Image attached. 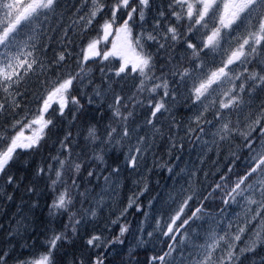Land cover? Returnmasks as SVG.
Instances as JSON below:
<instances>
[{
	"label": "snow or ice",
	"instance_id": "obj_1",
	"mask_svg": "<svg viewBox=\"0 0 264 264\" xmlns=\"http://www.w3.org/2000/svg\"><path fill=\"white\" fill-rule=\"evenodd\" d=\"M0 264H264V0H0Z\"/></svg>",
	"mask_w": 264,
	"mask_h": 264
},
{
	"label": "trees",
	"instance_id": "obj_2",
	"mask_svg": "<svg viewBox=\"0 0 264 264\" xmlns=\"http://www.w3.org/2000/svg\"><path fill=\"white\" fill-rule=\"evenodd\" d=\"M49 55H51V52L49 53ZM213 158H214V156H212V159H210V160H208L206 162V164L204 165L205 170H208V169H210L212 167V160H213ZM122 194H124V193H122ZM144 255H145V253L143 251H141V253H140L141 259L144 258ZM148 255H151V252H149Z\"/></svg>",
	"mask_w": 264,
	"mask_h": 264
},
{
	"label": "rangeland",
	"instance_id": "obj_3",
	"mask_svg": "<svg viewBox=\"0 0 264 264\" xmlns=\"http://www.w3.org/2000/svg\"><path fill=\"white\" fill-rule=\"evenodd\" d=\"M195 157V153H193V158Z\"/></svg>",
	"mask_w": 264,
	"mask_h": 264
},
{
	"label": "bare ground",
	"instance_id": "obj_4",
	"mask_svg": "<svg viewBox=\"0 0 264 264\" xmlns=\"http://www.w3.org/2000/svg\"><path fill=\"white\" fill-rule=\"evenodd\" d=\"M124 194H127L126 192Z\"/></svg>",
	"mask_w": 264,
	"mask_h": 264
}]
</instances>
